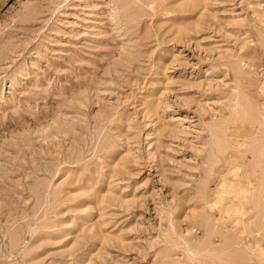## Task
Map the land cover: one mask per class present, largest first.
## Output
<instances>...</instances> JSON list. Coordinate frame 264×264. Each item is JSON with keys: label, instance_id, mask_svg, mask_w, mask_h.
<instances>
[{"label": "rangeland", "instance_id": "374dc122", "mask_svg": "<svg viewBox=\"0 0 264 264\" xmlns=\"http://www.w3.org/2000/svg\"><path fill=\"white\" fill-rule=\"evenodd\" d=\"M0 264H264V0H0Z\"/></svg>", "mask_w": 264, "mask_h": 264}]
</instances>
